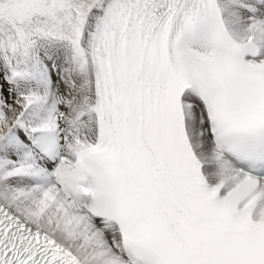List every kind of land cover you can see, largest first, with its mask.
Listing matches in <instances>:
<instances>
[{"label": "snow or ice", "instance_id": "1", "mask_svg": "<svg viewBox=\"0 0 264 264\" xmlns=\"http://www.w3.org/2000/svg\"><path fill=\"white\" fill-rule=\"evenodd\" d=\"M0 264H264V0H0Z\"/></svg>", "mask_w": 264, "mask_h": 264}]
</instances>
